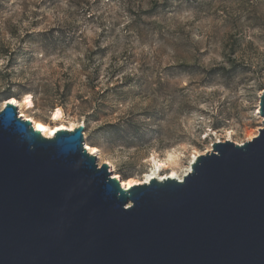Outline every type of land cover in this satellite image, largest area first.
Instances as JSON below:
<instances>
[{"label":"rangeland","instance_id":"1","mask_svg":"<svg viewBox=\"0 0 264 264\" xmlns=\"http://www.w3.org/2000/svg\"><path fill=\"white\" fill-rule=\"evenodd\" d=\"M263 90L264 0H0V105L59 108L122 180L250 141Z\"/></svg>","mask_w":264,"mask_h":264},{"label":"water","instance_id":"2","mask_svg":"<svg viewBox=\"0 0 264 264\" xmlns=\"http://www.w3.org/2000/svg\"><path fill=\"white\" fill-rule=\"evenodd\" d=\"M7 104L0 264H264V90L256 137L129 188L87 153L83 125L46 139Z\"/></svg>","mask_w":264,"mask_h":264},{"label":"bare ground","instance_id":"3","mask_svg":"<svg viewBox=\"0 0 264 264\" xmlns=\"http://www.w3.org/2000/svg\"><path fill=\"white\" fill-rule=\"evenodd\" d=\"M6 101H4L0 105V110L5 107L6 103H8L7 105L16 107L17 115H19L20 118L29 121L32 124L33 128L39 131L41 133V136L46 139L54 138V134H56L57 131H73L76 127L79 126L73 122H67L64 118L62 111L59 108L50 114L48 123L34 118L33 114L36 107L34 105L33 97L31 95H24L20 99L11 97ZM230 138L231 133H227L226 140H230ZM85 149L89 155L95 156L97 159H100L101 151L97 146L85 143ZM93 149H95V151H93ZM197 156H199V154L194 152L193 155L190 157L188 164L183 167H180L179 165L181 157L175 154V152H169L163 160H158L156 157L152 156L149 161V170L147 174L143 177V179L141 181H137L134 178L130 177L122 181V186L125 188H129L133 185L149 183L151 179L161 181L166 178H172L177 181H182L183 177L187 175V173L191 172V164L195 161ZM104 163L108 165L110 171L113 170L111 164L108 161H104ZM163 170L168 171V173L164 176H162L163 174L160 175ZM116 178L118 177L116 176Z\"/></svg>","mask_w":264,"mask_h":264},{"label":"snow or ice","instance_id":"4","mask_svg":"<svg viewBox=\"0 0 264 264\" xmlns=\"http://www.w3.org/2000/svg\"><path fill=\"white\" fill-rule=\"evenodd\" d=\"M11 103H14V102H11ZM93 151H95V149H93Z\"/></svg>","mask_w":264,"mask_h":264}]
</instances>
